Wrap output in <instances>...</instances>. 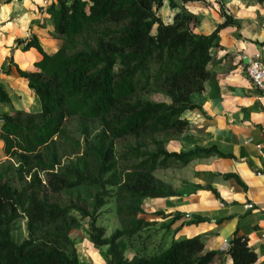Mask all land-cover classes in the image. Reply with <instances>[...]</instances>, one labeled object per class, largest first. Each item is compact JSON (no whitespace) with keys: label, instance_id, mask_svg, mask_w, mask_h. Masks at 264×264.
Here are the masks:
<instances>
[{"label":"trees","instance_id":"obj_1","mask_svg":"<svg viewBox=\"0 0 264 264\" xmlns=\"http://www.w3.org/2000/svg\"><path fill=\"white\" fill-rule=\"evenodd\" d=\"M165 1L57 0L48 6L60 45L48 53L36 37L28 40L42 57L37 70L19 71L41 110L1 117L0 264H82L72 232L86 219L91 242L105 247L106 264H211L219 255L204 250L200 235L156 244L155 233L146 231L134 241L153 224L145 200L175 194L157 169L225 155L215 145L170 151L166 143L187 129L183 114L196 106L191 95L214 77L212 48L232 16L224 13L225 20L204 34L194 30L185 7L197 0H169L172 22L159 15ZM154 93L165 99H152ZM7 98L0 85V102ZM81 187L94 191L73 199L71 191ZM113 201L120 224L107 236L100 219ZM20 219H26L27 236L19 241ZM130 248L132 258L125 256ZM227 252L233 264L258 260L238 233Z\"/></svg>","mask_w":264,"mask_h":264},{"label":"crops","instance_id":"obj_2","mask_svg":"<svg viewBox=\"0 0 264 264\" xmlns=\"http://www.w3.org/2000/svg\"><path fill=\"white\" fill-rule=\"evenodd\" d=\"M55 1L0 0V85L8 93L0 102V132L2 115L17 109L41 110L39 97L19 71L37 70L35 63L42 57L37 47L26 46L28 40L36 37L48 53L59 47L47 10ZM185 7L194 16L196 32L212 33L225 20L224 13L234 23L220 30L219 44L212 48L208 68L214 77L202 92L191 95L196 106L183 114L187 129L166 148L188 151L215 145L225 155L157 169V177L172 185L175 194L147 198L145 217L153 221L151 232H167V244L171 237L200 235L205 251L220 252L211 264H233L229 241L235 233L244 235L258 255L255 264H264V158L257 148L262 143L264 150V93L250 82L242 59L243 53H264V0H197ZM3 146L0 136V162L5 159ZM248 203L253 207L247 208ZM88 246L103 254V247L92 242ZM127 254L132 258L136 250L130 248Z\"/></svg>","mask_w":264,"mask_h":264},{"label":"rangeland","instance_id":"obj_3","mask_svg":"<svg viewBox=\"0 0 264 264\" xmlns=\"http://www.w3.org/2000/svg\"><path fill=\"white\" fill-rule=\"evenodd\" d=\"M170 5V3H168ZM167 4H164L160 9H159V12L160 14L163 16V19L165 21H172L173 20V17H174V14L171 13V10L173 11V9L171 8V6H169ZM173 14V15H172ZM155 32V31H153ZM150 97L154 100H162V99H165V96L162 95V94H159V93H154V94H151ZM69 126L72 130H74V133L76 132L75 129H76V120L72 121L69 123ZM90 191H94V189H86L84 187H81L79 189H76V190H72L71 192L73 193H70L72 194V197L73 199H76V196L77 194L80 192L82 194L83 197H85V194L86 193H90ZM64 199L65 200H68L69 199V194H64ZM89 201H91V199H89ZM113 208H114V201L105 205L104 208H103V215L101 216V219H100V223L105 225L107 227V233L106 235L109 236L112 231L119 226V221H118V218L115 217V215L113 214ZM88 227H89V224H88V220H83L82 221V224L80 225L79 228H77L75 231L72 232V237L73 239L77 242V247H78V250H79V253L81 255V260H82V264H104V259H105V256L104 254H102L101 251H99L98 249L95 250L94 248L88 246L89 245V242H91V240L89 239V234H88ZM148 231H150V233H155V237H153V239L156 238L157 236V240L160 242V241H165L167 242L168 237L166 235L167 232H164V235L159 233L158 232H151V229H148V230H145L143 231V233L140 235V238L138 237H135L134 238V241H140L141 238L145 237L146 233ZM14 236L17 240H23L26 236H27V229H26V219H20L18 220L17 224H16V228L14 230ZM172 238V237H171ZM170 238V240H172ZM160 239V240H159ZM158 242V243H159ZM94 244V243H93ZM157 244V243H156ZM95 245V244H94ZM96 246V245H95ZM104 250H103V253H105V247H103ZM98 253L101 254V256L104 258V259H100ZM92 254H94V256H92ZM98 256V257H97ZM129 256V254H127V257ZM99 258V260H97Z\"/></svg>","mask_w":264,"mask_h":264},{"label":"built area","instance_id":"obj_4","mask_svg":"<svg viewBox=\"0 0 264 264\" xmlns=\"http://www.w3.org/2000/svg\"><path fill=\"white\" fill-rule=\"evenodd\" d=\"M264 49V46H263ZM243 65L250 79V82L264 93V53L261 50L255 51L253 54H242ZM262 143L257 144L260 154L264 158V150ZM247 208H252L253 204L248 203ZM264 235V234H263Z\"/></svg>","mask_w":264,"mask_h":264}]
</instances>
